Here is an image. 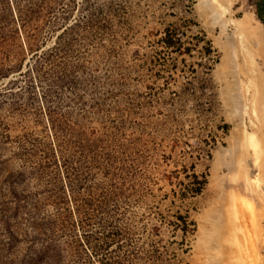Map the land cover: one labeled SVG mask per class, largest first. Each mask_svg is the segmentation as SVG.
<instances>
[{"label": "rangeland", "instance_id": "obj_1", "mask_svg": "<svg viewBox=\"0 0 264 264\" xmlns=\"http://www.w3.org/2000/svg\"><path fill=\"white\" fill-rule=\"evenodd\" d=\"M219 3L0 0V264H246L264 0Z\"/></svg>", "mask_w": 264, "mask_h": 264}, {"label": "bare ground", "instance_id": "obj_2", "mask_svg": "<svg viewBox=\"0 0 264 264\" xmlns=\"http://www.w3.org/2000/svg\"><path fill=\"white\" fill-rule=\"evenodd\" d=\"M215 1H219L220 3L218 6L221 4V7L223 5L225 7L233 2V0ZM223 9L224 10L222 14H225L227 10H229L228 8ZM257 167L258 166L252 169L254 176H258V185L256 189L252 187L249 179L247 178L242 180L238 177H234V179L229 177L226 184L231 191H235L237 194L241 195L243 203H245L243 209L241 208L240 210V208H237L239 210L235 211V214L238 215L237 221L240 222L239 224H241L245 229L242 233H244L245 237L243 253L246 264H264V184L261 183L263 177L260 173V170H258L259 167Z\"/></svg>", "mask_w": 264, "mask_h": 264}]
</instances>
